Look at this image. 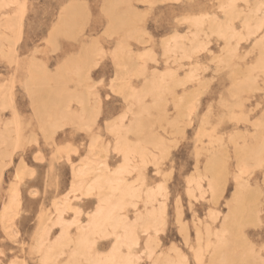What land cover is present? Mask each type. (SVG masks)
Segmentation results:
<instances>
[{
    "label": "rangeland",
    "instance_id": "rangeland-1",
    "mask_svg": "<svg viewBox=\"0 0 264 264\" xmlns=\"http://www.w3.org/2000/svg\"><path fill=\"white\" fill-rule=\"evenodd\" d=\"M262 220L264 0H0V264H264Z\"/></svg>",
    "mask_w": 264,
    "mask_h": 264
},
{
    "label": "bare ground",
    "instance_id": "bare-ground-1",
    "mask_svg": "<svg viewBox=\"0 0 264 264\" xmlns=\"http://www.w3.org/2000/svg\"><path fill=\"white\" fill-rule=\"evenodd\" d=\"M103 182H104V180H103ZM93 186L101 188L102 187V180L98 179ZM155 197H156L155 193L151 192L149 194V198L147 200V203L152 204ZM122 207L123 206L121 203L115 202V203L109 204V206H107L105 209H103L102 207L99 208L98 211L92 216L88 225L80 227V229H79L80 232H79V235H78L77 241H76L77 247H76V249L72 255H74L77 252H80V250L83 249V247L86 245V241L88 239L89 233H95V232H98L99 230H101V231L105 230V224H111L113 226H117L118 224L123 223L124 219L121 216V214L117 211L118 210L117 208L120 209ZM150 214L152 215L154 213L151 212ZM129 234H130L129 238L131 239V241H134V243H137V239L135 238V236H133L131 234V232ZM124 241L125 240H119L118 245L122 244ZM116 249H118V248H116ZM134 249H136V248H134ZM117 253L118 252L116 250H114L113 253L108 257H105V258L100 257L99 258L96 256V257L90 258V260H91L92 264H112L115 262H119L122 264H132L133 263L132 258H131V253H128L126 255H121V254H119V253L117 254ZM69 263H70V260L68 259L66 264H69Z\"/></svg>",
    "mask_w": 264,
    "mask_h": 264
},
{
    "label": "snow or ice",
    "instance_id": "snow-or-ice-1",
    "mask_svg": "<svg viewBox=\"0 0 264 264\" xmlns=\"http://www.w3.org/2000/svg\"><path fill=\"white\" fill-rule=\"evenodd\" d=\"M100 84L103 85L104 84V81H100ZM260 227L264 228V220L261 221Z\"/></svg>",
    "mask_w": 264,
    "mask_h": 264
}]
</instances>
